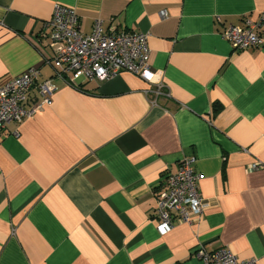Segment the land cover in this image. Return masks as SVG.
<instances>
[{
    "label": "crops",
    "instance_id": "crops-1",
    "mask_svg": "<svg viewBox=\"0 0 264 264\" xmlns=\"http://www.w3.org/2000/svg\"><path fill=\"white\" fill-rule=\"evenodd\" d=\"M57 4L83 33L96 19L146 33L159 94L128 71L79 87L53 78ZM261 11L264 0H0V85L37 68L56 86L47 102L28 91L33 112L0 131V264H202L198 245L264 264V42L235 51L219 34ZM190 155L204 210L159 234L153 189Z\"/></svg>",
    "mask_w": 264,
    "mask_h": 264
},
{
    "label": "built area",
    "instance_id": "built-area-1",
    "mask_svg": "<svg viewBox=\"0 0 264 264\" xmlns=\"http://www.w3.org/2000/svg\"><path fill=\"white\" fill-rule=\"evenodd\" d=\"M79 20L73 8L57 4L46 36L53 52V78L79 87L83 81H102L121 71L138 75L146 81L151 91L159 94L162 86V72L152 69L149 62L147 46L148 35L136 30L116 31L103 29L102 21L96 19L92 30L83 33L79 29ZM264 26V11L259 18L252 21L245 17L242 24H227L219 31L220 36L228 41L233 50H244L257 47L264 42L260 28ZM37 68H29L9 82L0 85V131L13 122H21L33 112V108L23 106L27 93L35 88L43 102L50 99L56 86L51 78L39 80ZM81 80V82H79ZM196 157L184 156L178 161L175 172L166 171L153 189L155 207L153 214L158 224L159 234L171 229L175 222L191 224L200 217L205 202L198 190L199 173L195 169ZM259 161L249 166L250 170L258 169ZM193 255L202 264H254L255 259H239L227 247L207 250L198 245Z\"/></svg>",
    "mask_w": 264,
    "mask_h": 264
}]
</instances>
